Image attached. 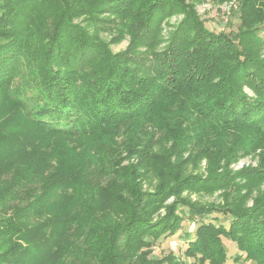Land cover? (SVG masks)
<instances>
[{
    "label": "trees",
    "instance_id": "16d2710c",
    "mask_svg": "<svg viewBox=\"0 0 264 264\" xmlns=\"http://www.w3.org/2000/svg\"><path fill=\"white\" fill-rule=\"evenodd\" d=\"M197 1L0 0V264H264V0Z\"/></svg>",
    "mask_w": 264,
    "mask_h": 264
},
{
    "label": "rangeland",
    "instance_id": "374dc122",
    "mask_svg": "<svg viewBox=\"0 0 264 264\" xmlns=\"http://www.w3.org/2000/svg\"><path fill=\"white\" fill-rule=\"evenodd\" d=\"M238 6V2L235 0L225 1V2H216L214 0H203L202 2L197 1L196 8L200 16L205 20L207 26L211 28L212 30L219 32L221 30H225L227 32L232 31L236 32L238 30V26L240 24V19L236 13H233V9ZM183 14L176 13L172 16H169L166 18L162 24L164 27L162 36L165 37L168 36L169 31L174 28V25L181 20ZM262 35H264V29L260 31ZM109 38V36H108ZM129 41L128 39H124L121 42L117 44H112L111 48L113 51H120L127 47ZM244 164H256V159L253 157H247L240 160L237 164H234V168H239L240 166H243ZM190 198H193L194 200H199L201 202L206 201H212V200H220V198L217 196V193L215 195L210 194H191ZM185 214V220L183 222L182 229L175 234L174 236H170L166 239H163L160 241V243L157 244L155 247L154 256H159L161 254H164L168 252L169 250L176 251L177 254H180L183 256V258L190 262L191 258H186L184 254V250L187 246L185 234L186 232L194 233L195 228L197 225L201 222L200 218H198L195 221L190 220L187 217V213ZM215 214H212L204 219L205 222L214 221L218 222V218H214ZM220 219L223 223L228 224V221H226L223 216L220 215ZM226 239V240H225ZM224 242L227 246L229 258L225 264H253L250 261H240L235 262L233 260V257L235 254H239V249L236 245V243L228 238H225ZM237 250V251H236Z\"/></svg>",
    "mask_w": 264,
    "mask_h": 264
}]
</instances>
